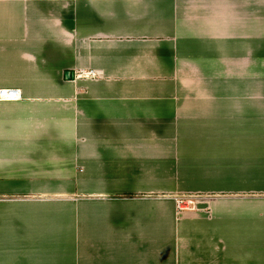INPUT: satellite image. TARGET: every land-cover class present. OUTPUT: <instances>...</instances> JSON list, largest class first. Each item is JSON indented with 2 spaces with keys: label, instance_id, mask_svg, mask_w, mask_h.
I'll return each instance as SVG.
<instances>
[{
  "label": "crops",
  "instance_id": "1",
  "mask_svg": "<svg viewBox=\"0 0 264 264\" xmlns=\"http://www.w3.org/2000/svg\"><path fill=\"white\" fill-rule=\"evenodd\" d=\"M0 89V264H264V0H0Z\"/></svg>",
  "mask_w": 264,
  "mask_h": 264
},
{
  "label": "built area",
  "instance_id": "2",
  "mask_svg": "<svg viewBox=\"0 0 264 264\" xmlns=\"http://www.w3.org/2000/svg\"><path fill=\"white\" fill-rule=\"evenodd\" d=\"M19 98V93L14 89H0V102L14 101ZM193 199L177 200V208L180 211H190L193 209Z\"/></svg>",
  "mask_w": 264,
  "mask_h": 264
}]
</instances>
